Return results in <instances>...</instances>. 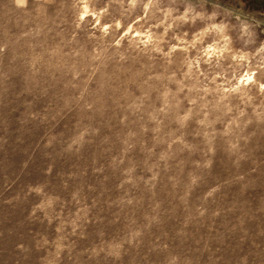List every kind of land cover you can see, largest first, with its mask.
<instances>
[{
	"label": "rangeland",
	"instance_id": "rangeland-1",
	"mask_svg": "<svg viewBox=\"0 0 264 264\" xmlns=\"http://www.w3.org/2000/svg\"><path fill=\"white\" fill-rule=\"evenodd\" d=\"M0 264H264V0H0Z\"/></svg>",
	"mask_w": 264,
	"mask_h": 264
},
{
	"label": "trees",
	"instance_id": "trees-1",
	"mask_svg": "<svg viewBox=\"0 0 264 264\" xmlns=\"http://www.w3.org/2000/svg\"><path fill=\"white\" fill-rule=\"evenodd\" d=\"M261 0H255V2H260ZM248 2H250V1H248Z\"/></svg>",
	"mask_w": 264,
	"mask_h": 264
}]
</instances>
